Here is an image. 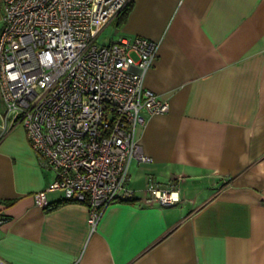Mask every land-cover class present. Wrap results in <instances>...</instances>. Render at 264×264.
<instances>
[{
    "label": "crops",
    "instance_id": "obj_1",
    "mask_svg": "<svg viewBox=\"0 0 264 264\" xmlns=\"http://www.w3.org/2000/svg\"><path fill=\"white\" fill-rule=\"evenodd\" d=\"M130 1L109 41L158 43L143 84L169 105L136 129L151 161L129 163L135 196L90 232L86 202L35 201L54 173L0 126V264H264V0ZM148 176L179 199L146 203Z\"/></svg>",
    "mask_w": 264,
    "mask_h": 264
},
{
    "label": "built area",
    "instance_id": "obj_2",
    "mask_svg": "<svg viewBox=\"0 0 264 264\" xmlns=\"http://www.w3.org/2000/svg\"><path fill=\"white\" fill-rule=\"evenodd\" d=\"M130 0H2L1 128L21 125L39 162L54 173L45 192L86 202L90 232L105 208L130 200L129 163L147 162L136 129L166 112L143 84L158 43L144 36L97 37ZM146 203L172 204V185L146 177ZM6 216L0 214V223Z\"/></svg>",
    "mask_w": 264,
    "mask_h": 264
},
{
    "label": "rangeland",
    "instance_id": "obj_3",
    "mask_svg": "<svg viewBox=\"0 0 264 264\" xmlns=\"http://www.w3.org/2000/svg\"><path fill=\"white\" fill-rule=\"evenodd\" d=\"M112 26L104 27L100 35L98 36L97 42L100 44L107 43L110 39V35H112Z\"/></svg>",
    "mask_w": 264,
    "mask_h": 264
},
{
    "label": "trees",
    "instance_id": "obj_4",
    "mask_svg": "<svg viewBox=\"0 0 264 264\" xmlns=\"http://www.w3.org/2000/svg\"><path fill=\"white\" fill-rule=\"evenodd\" d=\"M130 7H131V1H129L128 4L118 13L119 22H122L125 20Z\"/></svg>",
    "mask_w": 264,
    "mask_h": 264
},
{
    "label": "clouds",
    "instance_id": "obj_5",
    "mask_svg": "<svg viewBox=\"0 0 264 264\" xmlns=\"http://www.w3.org/2000/svg\"><path fill=\"white\" fill-rule=\"evenodd\" d=\"M172 199L178 200L179 199V193H174Z\"/></svg>",
    "mask_w": 264,
    "mask_h": 264
}]
</instances>
